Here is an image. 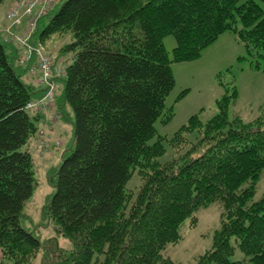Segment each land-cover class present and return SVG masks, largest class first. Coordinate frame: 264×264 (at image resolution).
Segmentation results:
<instances>
[{"label":"trees","instance_id":"obj_1","mask_svg":"<svg viewBox=\"0 0 264 264\" xmlns=\"http://www.w3.org/2000/svg\"><path fill=\"white\" fill-rule=\"evenodd\" d=\"M262 3L67 0L40 22L35 40L42 44L73 37L55 59L66 63L59 117L46 119L53 130L60 119L69 122L73 138L49 176L55 193L44 215L53 237L45 241L23 226L36 186L31 142L39 152L60 146H40L48 114L26 109L45 94L39 74L20 62V47L0 38V264H35L40 255V264H176L164 250L182 240L187 220L195 226L197 213L213 204L222 207L220 226L197 264H264V194L255 199L264 179V110L247 123L231 118L238 93L226 90L217 115L205 124L193 116L170 140L178 152L197 132L186 153L162 164L164 138L150 143L157 121L173 117L166 110L172 63L200 58L226 32L252 62L264 61ZM170 35L172 58L164 45ZM135 172L142 185L133 197L127 184ZM60 238L72 249L60 248Z\"/></svg>","mask_w":264,"mask_h":264},{"label":"rangeland","instance_id":"obj_2","mask_svg":"<svg viewBox=\"0 0 264 264\" xmlns=\"http://www.w3.org/2000/svg\"><path fill=\"white\" fill-rule=\"evenodd\" d=\"M67 0H58L52 14L55 13ZM14 0H7L0 5V38L7 26L6 15ZM264 9V3L261 4ZM47 22V20H44ZM70 33L55 35L45 42V47L50 54L55 65V59L62 52V48L72 42ZM165 48L172 58L173 50L176 47V39L170 35L164 39ZM57 60V59H56ZM67 65L72 63V57H67ZM258 65V66H257ZM172 72L175 78V86L166 102V110L172 109L173 117L167 123L162 119L157 121L155 127L156 137L150 143H155L158 137L164 138L165 155L159 158L160 163L165 164L186 153L192 144L198 139V133L193 132L188 135L187 140L183 139L179 145L181 149L170 144V140L193 116H197L203 123H207L219 109L217 101L226 93L236 89L238 97L231 104L229 114L231 118L239 117L244 122H251L259 117L264 110V61H253L250 59L246 49L232 32L222 34L213 44L205 48L201 57L196 60L182 63H172ZM260 67V68H259ZM63 86V83H62ZM59 90L56 94H59ZM50 114L49 120L56 121L55 113ZM50 130V131H49ZM42 131L44 137L50 140V147L54 148V143H59L58 150L43 151L31 142L32 154L35 158V178L36 186L33 195L25 204L23 226L34 233L36 237L45 241L53 236L48 226V221L44 215L46 206L50 203L55 193V188L49 181L51 171L68 155L67 147L72 145L73 134L68 132V140L65 147L60 137L54 138V130L48 126ZM63 145V146H62ZM43 148V145H40ZM179 146V147H180ZM61 149V150H60ZM142 185L141 177L135 175L128 182V192L133 197L139 192ZM264 194V179L259 184L255 199H259ZM222 207L213 204L207 209L197 213V223L192 225L187 220L181 229L182 240L178 244L169 245L163 252L165 258H169L176 264H197L199 257L209 250L213 243L215 231L220 226ZM60 248L71 250V243L64 238L58 241ZM41 255L35 264H40Z\"/></svg>","mask_w":264,"mask_h":264},{"label":"built area","instance_id":"obj_3","mask_svg":"<svg viewBox=\"0 0 264 264\" xmlns=\"http://www.w3.org/2000/svg\"><path fill=\"white\" fill-rule=\"evenodd\" d=\"M57 1L14 0L6 15L7 26L1 31L4 42L14 43L22 49L20 62L25 65L32 64L31 72L39 74L38 82L45 94L27 105L26 109L29 111L53 113L60 80L66 74V63L55 65L45 45L35 40L40 22L53 11ZM58 117L55 113V118ZM41 134L44 137V132ZM41 145L43 148L47 145L45 137Z\"/></svg>","mask_w":264,"mask_h":264},{"label":"crops","instance_id":"obj_4","mask_svg":"<svg viewBox=\"0 0 264 264\" xmlns=\"http://www.w3.org/2000/svg\"><path fill=\"white\" fill-rule=\"evenodd\" d=\"M50 114L47 115V118L43 120V124L40 126L42 128L46 127V119H48ZM71 132L73 134V125L69 122L61 121V119L56 123L54 128V135L53 137H60L63 140V145L67 144L68 140L65 138L67 133ZM0 260H1V251H0Z\"/></svg>","mask_w":264,"mask_h":264},{"label":"bare ground","instance_id":"obj_5","mask_svg":"<svg viewBox=\"0 0 264 264\" xmlns=\"http://www.w3.org/2000/svg\"><path fill=\"white\" fill-rule=\"evenodd\" d=\"M62 84V83H61Z\"/></svg>","mask_w":264,"mask_h":264}]
</instances>
